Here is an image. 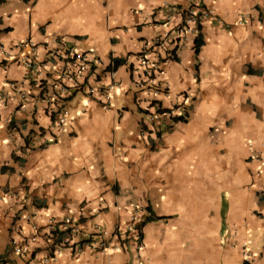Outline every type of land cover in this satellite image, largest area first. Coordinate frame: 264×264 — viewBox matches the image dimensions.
<instances>
[{
  "label": "crops",
  "instance_id": "crops-1",
  "mask_svg": "<svg viewBox=\"0 0 264 264\" xmlns=\"http://www.w3.org/2000/svg\"><path fill=\"white\" fill-rule=\"evenodd\" d=\"M202 3L212 16L196 54V36L172 32L189 0H0L4 264L45 256L30 260L44 242L27 216L45 227L76 211L108 249L65 250L49 264H264V0ZM146 45L160 94L138 85ZM80 68L83 90L60 79ZM134 210L141 253L116 237ZM14 227L25 256L14 253Z\"/></svg>",
  "mask_w": 264,
  "mask_h": 264
},
{
  "label": "built area",
  "instance_id": "built-area-1",
  "mask_svg": "<svg viewBox=\"0 0 264 264\" xmlns=\"http://www.w3.org/2000/svg\"><path fill=\"white\" fill-rule=\"evenodd\" d=\"M182 19L177 25L174 26L172 32L174 34L175 41L178 42L180 40L186 42L189 40V38H192L194 36H198L200 32V28H202V19L206 17L212 16V11L205 8V6L202 3V0H189L188 7L183 10L182 12ZM169 21H173V17H169ZM168 36L165 38L163 37H157L154 39V44L158 45L161 44L165 39H167ZM24 45H27L32 52L36 51V44L32 41H26L22 42L20 47H23ZM3 52H5V49H2ZM71 55H73L75 58H77L84 66H88L89 64V57L85 53H79L78 51L72 49ZM9 55V53H7ZM149 55V47L147 45L145 46L144 50L141 52V55L139 56V61L144 68L143 77L139 80L138 85H150L153 87L157 94H160L163 92L162 88L155 84L154 75L156 71L159 69L160 64L158 62L150 63L148 59ZM25 66L28 69H34L38 64L36 63V60L34 58H28L25 61ZM48 63H44V68L47 67ZM83 69L80 68L79 73L76 75L74 73H69L64 71L62 74H60L61 80H69L72 85L73 89L75 90H83V84L78 79L82 76ZM12 86L15 87V84L12 83ZM112 86L111 88H114ZM64 93L70 92V90L66 87L63 88ZM87 91L90 95L96 94L98 91L97 89L93 87H87ZM22 98H25V95H22ZM107 99H109V96H107ZM25 109V107L23 106ZM157 111L161 112V107H157ZM68 114L67 110H64L59 118V123L63 125L66 122V116ZM158 117V115H157ZM156 116H152V121H155L157 119ZM259 162H262L263 159L259 158ZM264 195V192H263ZM138 210H134L131 215V225L127 228V231L125 235H122L120 232H116V237L120 241H128L130 239H133L136 241V250L138 253H141L144 250V244L141 241V230L138 226H136V221L138 219ZM85 215L82 214V212H73L62 219H58L56 217H53L50 219L47 226L43 227L39 224H37L35 221H33L32 216H27V222L30 223L32 230L35 232L37 239H42L44 242V245L40 247V252H44L45 256L42 258L41 261L37 262L36 264H49L50 262H55L59 258V256L62 254L65 250H70L74 254L82 255L87 250H97V251H106L109 247L110 241L105 237L106 233L104 230L100 227H97L95 231L92 233L85 232L84 228L82 226V220ZM82 218V219H81ZM60 230L64 232V236L62 240H59L57 234H54V232H57V230ZM21 234L22 230L20 227H14L12 230V239L11 244L14 250V253L20 256H25V254L28 251V248L21 244H19L21 240ZM37 239L35 238L32 240L33 242H36ZM39 253V252H35ZM31 262H33L35 259H30ZM32 264V263H29Z\"/></svg>",
  "mask_w": 264,
  "mask_h": 264
},
{
  "label": "trees",
  "instance_id": "trees-1",
  "mask_svg": "<svg viewBox=\"0 0 264 264\" xmlns=\"http://www.w3.org/2000/svg\"><path fill=\"white\" fill-rule=\"evenodd\" d=\"M202 28H200V32H199V34H198V36H197V39H196V46H195V51H196V54H199V52H200V48L202 47V45H203V41H202ZM116 63V65H117V63H119V62H115ZM152 220H155V218L154 217H149L148 218V221H152ZM54 234H57V236H58V238H59V240H62L63 239V236H64V232H62V231H60L59 229L57 230V232H54ZM37 252H40V250H38ZM36 254L37 253H33V257H32V259H35V257H36ZM6 262V260H5V257L3 258V257H0V264H4Z\"/></svg>",
  "mask_w": 264,
  "mask_h": 264
}]
</instances>
